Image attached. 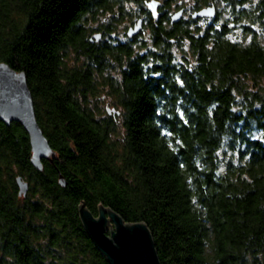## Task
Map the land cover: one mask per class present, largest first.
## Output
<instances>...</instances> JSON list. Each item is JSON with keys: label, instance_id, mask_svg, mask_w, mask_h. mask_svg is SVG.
Segmentation results:
<instances>
[{"label": "trees", "instance_id": "1", "mask_svg": "<svg viewBox=\"0 0 264 264\" xmlns=\"http://www.w3.org/2000/svg\"><path fill=\"white\" fill-rule=\"evenodd\" d=\"M155 1L0 0V62L25 73L52 148L36 169L0 120V264H110L81 203L145 222L160 264H264V0H190L215 15L175 22L177 0ZM103 90L119 131L87 103Z\"/></svg>", "mask_w": 264, "mask_h": 264}, {"label": "water", "instance_id": "2", "mask_svg": "<svg viewBox=\"0 0 264 264\" xmlns=\"http://www.w3.org/2000/svg\"><path fill=\"white\" fill-rule=\"evenodd\" d=\"M155 0L147 2L153 15H156ZM215 6H203L191 14L192 18H211L215 15ZM183 9L171 15V22L179 20ZM142 26L137 19L126 35H136ZM98 39V35H94ZM0 120L6 125L19 123L29 136L31 146V163L41 170L42 160H51L52 148L39 126L31 91L26 75L16 71L5 62H0ZM65 185L63 177H59ZM19 195H26L29 183L22 176L16 177ZM79 216L83 227L96 248L106 257L110 264H160L152 234L143 221L127 222L116 211L102 204L98 205L94 215L85 205H79Z\"/></svg>", "mask_w": 264, "mask_h": 264}, {"label": "rangeland", "instance_id": "3", "mask_svg": "<svg viewBox=\"0 0 264 264\" xmlns=\"http://www.w3.org/2000/svg\"><path fill=\"white\" fill-rule=\"evenodd\" d=\"M148 1H151V0H148ZM218 2H219V7L225 6L223 1H218ZM175 4H177L179 6H183L185 8L184 12L182 13L184 19H188L190 14H192L193 11H195L194 9L192 10L193 7H192V3L190 2V0H177V2L172 3V5L169 9L170 15H172L176 11V9H175L176 6H174ZM155 9H157V5L155 6ZM197 23L203 24V23H205V20L204 19L198 20ZM127 29L125 30V33H126ZM116 34L111 33L110 38L112 40L113 39L124 40L125 35L123 34L122 25H120ZM147 34L148 33L145 32V35H147ZM94 35H98L99 36L98 39H100L102 37L100 32H95L93 34V36ZM98 39H96V40H98ZM98 92L99 93L97 95L88 96L87 103L89 104V107H91L93 109V111H96L95 112L96 115L98 114L101 116V115H103V113H108L109 115L113 116L114 121L116 122L115 125L117 126V130L118 131L121 130L120 129L121 128L120 127V113L118 112L119 108L114 105L111 96H109L107 94L106 90L98 91Z\"/></svg>", "mask_w": 264, "mask_h": 264}, {"label": "flooded vegetation", "instance_id": "4", "mask_svg": "<svg viewBox=\"0 0 264 264\" xmlns=\"http://www.w3.org/2000/svg\"><path fill=\"white\" fill-rule=\"evenodd\" d=\"M29 183V182H28Z\"/></svg>", "mask_w": 264, "mask_h": 264}]
</instances>
